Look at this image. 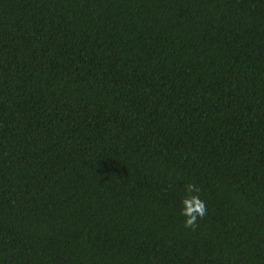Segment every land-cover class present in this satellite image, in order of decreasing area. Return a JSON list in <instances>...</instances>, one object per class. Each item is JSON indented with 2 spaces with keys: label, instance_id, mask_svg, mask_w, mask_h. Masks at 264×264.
Returning <instances> with one entry per match:
<instances>
[{
  "label": "trees",
  "instance_id": "1",
  "mask_svg": "<svg viewBox=\"0 0 264 264\" xmlns=\"http://www.w3.org/2000/svg\"><path fill=\"white\" fill-rule=\"evenodd\" d=\"M0 264H264V0H0Z\"/></svg>",
  "mask_w": 264,
  "mask_h": 264
},
{
  "label": "clouds",
  "instance_id": "2",
  "mask_svg": "<svg viewBox=\"0 0 264 264\" xmlns=\"http://www.w3.org/2000/svg\"><path fill=\"white\" fill-rule=\"evenodd\" d=\"M186 188L189 194H191L193 191H200V189L192 183L187 184ZM183 204L186 206L182 209L181 212V215L185 218L184 226L186 228H192L195 226L197 219H202L206 214V204L198 196H191L190 199H184ZM194 208L196 209V211H194Z\"/></svg>",
  "mask_w": 264,
  "mask_h": 264
}]
</instances>
